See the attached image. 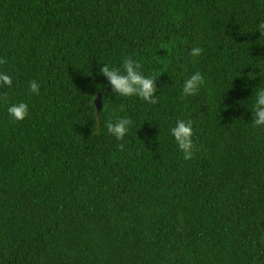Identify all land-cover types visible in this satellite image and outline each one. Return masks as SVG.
<instances>
[{
	"label": "trees",
	"instance_id": "16d2710c",
	"mask_svg": "<svg viewBox=\"0 0 264 264\" xmlns=\"http://www.w3.org/2000/svg\"><path fill=\"white\" fill-rule=\"evenodd\" d=\"M129 58L155 103L100 73ZM0 61V264H264V0H0Z\"/></svg>",
	"mask_w": 264,
	"mask_h": 264
},
{
	"label": "clouds",
	"instance_id": "9594fccd",
	"mask_svg": "<svg viewBox=\"0 0 264 264\" xmlns=\"http://www.w3.org/2000/svg\"><path fill=\"white\" fill-rule=\"evenodd\" d=\"M201 54L200 47H193L190 55L198 57ZM2 63V61H0ZM100 73L107 78V82L111 85L112 91L119 96H139L145 101L151 103L156 102V86L155 81L143 75L139 71V65L131 58L123 62V69L111 67L103 64ZM205 83V79L200 72H196L185 80L182 93L183 95H194ZM13 78L5 71H0V86L13 87ZM31 93L39 92V84L33 80L29 84ZM254 102L250 108L253 119L252 123L257 127H264V86L259 84L253 89ZM9 115L14 120H23L29 114V105L25 102H17L11 104L7 109ZM130 122L127 119H121L116 123L107 125L108 131L117 139H122L128 131ZM170 134L184 155V159H191L193 156V128L191 121L178 119L175 125L170 128Z\"/></svg>",
	"mask_w": 264,
	"mask_h": 264
},
{
	"label": "water",
	"instance_id": "95a60500",
	"mask_svg": "<svg viewBox=\"0 0 264 264\" xmlns=\"http://www.w3.org/2000/svg\"><path fill=\"white\" fill-rule=\"evenodd\" d=\"M95 103H96V106H97V109H98V111H100L101 110V108H102V95L101 94H99L98 96H97V98H96V100H95Z\"/></svg>",
	"mask_w": 264,
	"mask_h": 264
}]
</instances>
